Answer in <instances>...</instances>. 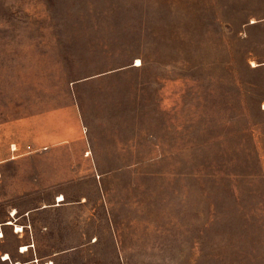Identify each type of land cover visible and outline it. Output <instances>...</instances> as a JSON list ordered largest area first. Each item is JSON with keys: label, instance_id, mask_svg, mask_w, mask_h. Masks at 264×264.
I'll return each mask as SVG.
<instances>
[{"label": "rangeland", "instance_id": "1", "mask_svg": "<svg viewBox=\"0 0 264 264\" xmlns=\"http://www.w3.org/2000/svg\"><path fill=\"white\" fill-rule=\"evenodd\" d=\"M7 123L0 264H264V0H0Z\"/></svg>", "mask_w": 264, "mask_h": 264}, {"label": "crops", "instance_id": "2", "mask_svg": "<svg viewBox=\"0 0 264 264\" xmlns=\"http://www.w3.org/2000/svg\"><path fill=\"white\" fill-rule=\"evenodd\" d=\"M35 127H32L29 133L30 139L29 141L32 143H36V141L40 142L41 139L38 138L36 133L34 132ZM18 128L16 123H7L0 126V146H1V158H0V166L6 161L7 157L9 156L10 152V145L11 142H14L15 146L23 147V142L19 140L20 135L18 134ZM69 135L67 133H56V132H50L48 135V139H53L56 143H66L68 142ZM16 149H13L12 151H15ZM11 257V256H10ZM11 258L8 260H5L3 258V262H10ZM17 262H12L11 264H16ZM22 264V263H21Z\"/></svg>", "mask_w": 264, "mask_h": 264}, {"label": "bare ground", "instance_id": "3", "mask_svg": "<svg viewBox=\"0 0 264 264\" xmlns=\"http://www.w3.org/2000/svg\"><path fill=\"white\" fill-rule=\"evenodd\" d=\"M137 65H139V64H137ZM64 199H63V197H60L59 198V201H63ZM8 225H12V222L10 221V222H8ZM17 232H22L23 231V229H22V227H17V230H16ZM3 237V233H0V238H2ZM29 251V249H28V247H26V246H23L22 247V252L23 253H26V252H28ZM5 260H9L10 259V256L9 255H6L5 256V258H4ZM16 264H21L20 262H17ZM48 264H53L52 262H49Z\"/></svg>", "mask_w": 264, "mask_h": 264}]
</instances>
